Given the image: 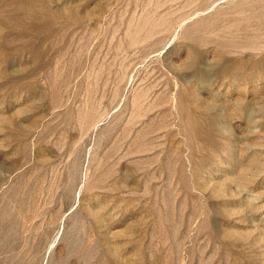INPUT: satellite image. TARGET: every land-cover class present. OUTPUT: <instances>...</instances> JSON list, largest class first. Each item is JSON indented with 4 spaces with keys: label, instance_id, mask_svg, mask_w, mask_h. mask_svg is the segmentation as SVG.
<instances>
[{
    "label": "rangeland",
    "instance_id": "1",
    "mask_svg": "<svg viewBox=\"0 0 264 264\" xmlns=\"http://www.w3.org/2000/svg\"><path fill=\"white\" fill-rule=\"evenodd\" d=\"M0 264H264V0H0Z\"/></svg>",
    "mask_w": 264,
    "mask_h": 264
}]
</instances>
